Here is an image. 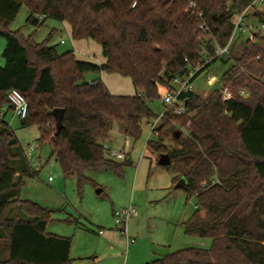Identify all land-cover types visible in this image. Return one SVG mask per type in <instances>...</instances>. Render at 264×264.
Segmentation results:
<instances>
[{"label":"trees","instance_id":"16d2710c","mask_svg":"<svg viewBox=\"0 0 264 264\" xmlns=\"http://www.w3.org/2000/svg\"><path fill=\"white\" fill-rule=\"evenodd\" d=\"M251 1L138 0L133 7L135 0H0V38L6 40L0 110L8 105L12 110L11 90L24 95L29 112L22 127L38 129L40 145L52 148L63 178L77 179L80 190L90 181L88 171L122 174L132 165L128 157L116 162L102 147L114 124L138 141L143 124L160 116L150 103L161 102L175 78L188 76L217 45L230 42L236 10ZM22 7L34 27L52 18L69 23L72 38L95 41L106 63L78 61L73 50L59 54L50 39L36 43L11 31ZM256 17L264 23V10ZM231 49L228 58H214L191 80L218 60H233L221 88L206 97L182 92L183 114H176L177 106H163L156 139L147 142L159 157L169 156L173 185L185 178L178 190L197 199L195 213L183 222L185 234L212 245L170 252L150 264H264V34L245 39L239 55ZM102 72L129 78L136 94L115 96L101 79L86 80ZM226 90L232 99H224ZM54 109L65 111L60 134ZM0 127V264H73L72 239L48 233L55 212L21 199L22 179L34 172L9 123L0 120ZM180 127L186 135L176 139ZM168 137L179 146L166 145ZM215 177L221 183L212 186Z\"/></svg>","mask_w":264,"mask_h":264},{"label":"rangeland","instance_id":"374dc122","mask_svg":"<svg viewBox=\"0 0 264 264\" xmlns=\"http://www.w3.org/2000/svg\"><path fill=\"white\" fill-rule=\"evenodd\" d=\"M29 15L27 8L22 7L16 20L11 23L10 30L19 31L26 38L31 36L36 43L50 39L49 44L55 45L59 54L73 50L63 23L52 18L47 19L44 25L34 27L27 23ZM245 39L246 36L236 38L232 45L234 55L241 53L240 48ZM62 40L65 44L61 43ZM92 43L96 49L90 52L97 59L104 56L100 45L95 41ZM5 47L6 40L0 38V55ZM232 63L233 60L225 64L218 60L211 64L194 80V93L206 97L210 92L220 89V80ZM0 64H4L2 58ZM90 79L100 80V74H88L86 80ZM211 80L214 82L211 83ZM105 83L113 93L127 96L135 94V87L127 77L117 75L111 81L106 78ZM8 106L0 110V120H5L14 130L34 172V176L22 179L21 199L55 212L48 224V233L72 239L73 264H150L170 252L184 248L211 247L210 239L185 234L183 222L195 213L197 199L193 197L188 200L185 192L173 185L171 168L160 165V155L147 146L149 139H156V136L152 135L146 123L143 124V135L138 141L126 138L122 126L114 124L111 138L105 144L114 151L126 153L132 165L126 166L119 175L104 170L88 171L90 181L80 190L77 179L63 178L60 164L51 157L52 148L40 145L38 129L23 128L21 120L14 117ZM150 107L157 115L164 112L162 101L150 103ZM177 129V132L186 133L181 127ZM165 144L179 146L172 137L166 138ZM29 147L34 149L31 155L28 154ZM105 156L110 158L107 153ZM130 206L138 210V215L128 222V236L136 241L135 244H129L127 236L117 228L114 219L115 210ZM201 214L205 215V212ZM69 219L73 222H68ZM100 231L104 234L99 235ZM0 247L3 249L4 245ZM8 248L4 254L6 258Z\"/></svg>","mask_w":264,"mask_h":264},{"label":"built area","instance_id":"2783aa9c","mask_svg":"<svg viewBox=\"0 0 264 264\" xmlns=\"http://www.w3.org/2000/svg\"><path fill=\"white\" fill-rule=\"evenodd\" d=\"M138 0H135L133 3V7L136 6ZM264 10V0H253L250 4H248L245 8L240 9L239 11L236 10V23L235 28L233 31V36L230 40V42L225 45V47L216 46L215 47V54L213 56L205 58L204 64L196 68L194 71H192L188 76L185 77H179L175 78L173 82V91H168L165 93L163 99H162V105L166 107H173L177 106L176 114L180 115L183 114L185 111V103L179 99V95L182 92H190L193 91V82L191 80L194 78L195 74L204 67L205 64L210 63L214 58H224L226 55H230L232 51V45L235 42L237 37L240 36H246V39L248 40H254L255 36L257 34H264V23L260 22L257 19V13ZM254 20L255 22H252ZM204 26L201 27L203 29ZM214 81L211 80V83ZM245 95V93L242 91L241 96ZM223 97L225 100H230L234 96L232 93L228 90L223 93ZM8 101L11 104L12 112L15 118H18L19 120H23L27 117L29 112V102L25 98L24 95H22L17 90H11L8 92ZM165 116V110L161 113L159 118L149 124L150 130H152V135L156 134V129L159 127L160 122L164 119ZM104 151L108 154V156L116 161H124L127 158V154L122 151H114L110 147H108L107 144L102 145ZM29 155L34 152V149L32 147H29ZM220 180L218 177H215L212 181V186L216 184H220ZM204 186H207L205 183ZM138 215V210L134 208L133 206L127 207V208H120L114 211V219H115V225H117V228L120 229L124 235L127 236V240L129 241V244H135L136 241L133 239H130L128 236L129 233V224L128 222L135 218ZM100 235H103L104 232L100 231Z\"/></svg>","mask_w":264,"mask_h":264},{"label":"crops","instance_id":"0c3cea01","mask_svg":"<svg viewBox=\"0 0 264 264\" xmlns=\"http://www.w3.org/2000/svg\"><path fill=\"white\" fill-rule=\"evenodd\" d=\"M63 23L64 25V30L66 31V36L71 38V44H72V48H73V52L77 58L78 61H81V62H84V61H87V62H91V63H94L96 65H101V64H104L106 63V58L104 56H101L100 58L97 59V57L95 55H93L90 51L91 49L95 48L94 45H93V41L91 39H84L82 41H76L72 38V28L70 26L69 23H65V22H61ZM63 42H61L62 44H65L64 40H62ZM101 47V46H100ZM96 49V48H95ZM71 51V50H70ZM119 75V74H117ZM116 75V76H117ZM114 75H110V74H107L105 72H102L100 73V79L101 81L105 83V79L108 78L110 81L113 77H116ZM112 77V78H111ZM214 80V79H213ZM93 81H96L94 79H90L88 82H93ZM107 86V84H106ZM134 86V84H133ZM135 87V86H134ZM109 89V88H108ZM135 89V94H136V88ZM110 91V90H109ZM111 94L117 96V95H122L118 92L116 93H113L112 91H110ZM134 94V95H135ZM123 96H127V95H123ZM2 115V114H1ZM107 142V141H106ZM105 142V143H106ZM26 154V153H25ZM100 233V232H99ZM100 235V234H99Z\"/></svg>","mask_w":264,"mask_h":264},{"label":"water","instance_id":"95a60500","mask_svg":"<svg viewBox=\"0 0 264 264\" xmlns=\"http://www.w3.org/2000/svg\"><path fill=\"white\" fill-rule=\"evenodd\" d=\"M64 113L65 111L63 109H54L52 115L55 118L56 122V133L60 134L61 130L63 129V120H64ZM181 131L176 133V139H179L181 136ZM160 165L162 166H169L171 164V161L169 159L168 155H162L159 159ZM186 183L185 178H182V180L176 185V189H181Z\"/></svg>","mask_w":264,"mask_h":264}]
</instances>
